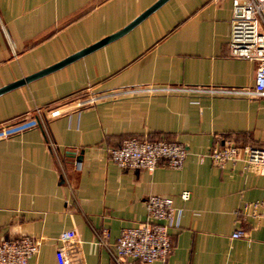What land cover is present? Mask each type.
I'll use <instances>...</instances> for the list:
<instances>
[{"label":"crops","instance_id":"1","mask_svg":"<svg viewBox=\"0 0 264 264\" xmlns=\"http://www.w3.org/2000/svg\"><path fill=\"white\" fill-rule=\"evenodd\" d=\"M154 1L0 0V86L120 29ZM231 10V0H163L118 35L1 91L0 124L85 90L251 86L256 61L229 50ZM130 135L183 142L181 166L121 168L108 150ZM226 138L264 145V94H128L71 108L45 128L1 136L0 237H39L28 264H56L58 233L74 226L86 264H115L120 228L146 218L145 198L153 192L170 196L180 212L169 228L167 259L143 264H264V174L240 160L213 164L204 153ZM238 227L244 235H232Z\"/></svg>","mask_w":264,"mask_h":264},{"label":"built area","instance_id":"2","mask_svg":"<svg viewBox=\"0 0 264 264\" xmlns=\"http://www.w3.org/2000/svg\"><path fill=\"white\" fill-rule=\"evenodd\" d=\"M229 50L237 56L256 61L254 83L246 85H204L166 83H139L113 87L106 90H85L73 94L57 105L40 107L27 112L22 117L0 124V137L9 135L32 125L45 128L48 119L67 113L71 108H80L98 100L115 98L135 93L183 92L209 94H238L254 96L264 94V0H231ZM51 152L56 144L47 134ZM186 148L183 142L174 139L139 138L136 135L124 137L121 142L108 150V155L121 168H145L152 170L158 165L180 167ZM217 166L242 161V168L254 169L264 174V145L238 144L230 138L213 144L204 153ZM204 154H200L202 159ZM75 168L81 167V159L75 158ZM189 191L183 190L181 196L188 197ZM264 200V195L263 198ZM146 218L133 225L122 226L114 242L111 255L115 264H124L127 257L134 261L130 264H143L153 260L164 262L173 249L169 232L170 226L178 224L180 210L172 204L170 196L149 193L145 198ZM107 234L100 230L101 240ZM238 227L232 235H244ZM58 243L54 248L56 264H86L82 250V240L74 226L61 229ZM40 238L28 233L0 237V264H28L30 256L38 251Z\"/></svg>","mask_w":264,"mask_h":264},{"label":"water","instance_id":"3","mask_svg":"<svg viewBox=\"0 0 264 264\" xmlns=\"http://www.w3.org/2000/svg\"><path fill=\"white\" fill-rule=\"evenodd\" d=\"M161 1H163V0H155L152 4H150L147 8H145L141 13H139L136 17H134L130 22L125 24L120 29H118V30H116V31H114V32H112V33H110V34H108V35H106V36H104V37L92 42L91 44H89V45H87V46H85V47H83V48H81V49H79V50H77V51H75V52H73L71 54H68L67 56L63 57L62 59H60V60H58L56 62H53L52 64H49V65H47V66H45L43 68H40V69L30 73V74H27V75H25L23 77L17 78L15 80H12V81L6 83V84L1 85L0 86V92L5 90V89H7V88H9V87L18 85V84H20V83H22V82H24L26 80H29L30 78H32L34 76H37V75H39L41 73H44V72H46L48 70H51V69H53V68H55V67H57V66H59V65H61L63 63H65V62L73 59L74 57L82 54L83 52H85V51H87V50H89V49H91V48L103 43L104 41H106V40L118 35L119 33H121L124 30H126L128 27H130L133 23L138 21L141 17H143L145 14H147L154 7H156Z\"/></svg>","mask_w":264,"mask_h":264}]
</instances>
